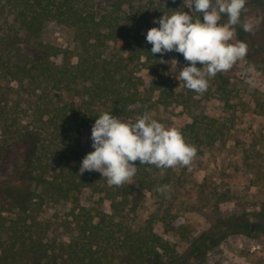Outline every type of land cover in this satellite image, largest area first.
Masks as SVG:
<instances>
[{
  "label": "trees",
  "instance_id": "obj_1",
  "mask_svg": "<svg viewBox=\"0 0 264 264\" xmlns=\"http://www.w3.org/2000/svg\"><path fill=\"white\" fill-rule=\"evenodd\" d=\"M183 1L0 0V172L13 157L6 179L0 174V205L10 207L8 216L0 211V264H204L231 234L264 236L262 204L256 224L232 216L191 237L178 224L180 183L171 168L138 160L137 173L121 186L96 171L80 175L89 153L83 131L104 112L135 121L157 107H181L187 117L179 131L195 156L227 142L226 125L198 114L193 96L176 91L167 75L170 55L181 54L154 56L146 40L159 27L153 21ZM49 23L73 31V49L39 41ZM165 185V192L157 190ZM147 194L155 207L142 219ZM60 204L71 205L62 224L67 239L39 219ZM158 225L187 248L179 251Z\"/></svg>",
  "mask_w": 264,
  "mask_h": 264
},
{
  "label": "rangeland",
  "instance_id": "obj_2",
  "mask_svg": "<svg viewBox=\"0 0 264 264\" xmlns=\"http://www.w3.org/2000/svg\"><path fill=\"white\" fill-rule=\"evenodd\" d=\"M241 20L250 22L252 30L244 32L238 25L239 34L234 27L231 43L243 41L248 49L246 56L230 70L219 72L220 76L206 77L208 88L204 93L186 88L184 81L176 78L179 70L189 64L182 54H172L167 61V75L176 91L191 94L197 113L219 120L228 131L225 144L206 148L188 166L171 168L180 183L175 193L178 224L188 228L191 237L210 228L218 219L232 216H243L250 225L256 224V214L264 204V75L255 67L264 68V0H246ZM222 22H227V18L223 17ZM39 41L64 49L74 47L73 31L55 23L46 25ZM23 48L28 50L26 45ZM172 60L178 61L177 69ZM197 67L203 65L197 63ZM144 74L147 79L151 77L148 72ZM150 116L178 130L187 117L181 107H157ZM92 127L83 131V145L88 152L94 151ZM12 162L13 157L6 160L4 172H0L2 180L6 179ZM88 199L85 194L82 202L89 204ZM154 207V198L147 194L141 201L139 216L145 219ZM9 208L0 205L5 216ZM70 208V204L50 205L39 219L52 225L54 236L67 239L62 224ZM157 231L177 243L179 251L187 248L179 237L165 233L162 226L158 225ZM204 264H264V236L231 234L207 255Z\"/></svg>",
  "mask_w": 264,
  "mask_h": 264
},
{
  "label": "clouds",
  "instance_id": "obj_3",
  "mask_svg": "<svg viewBox=\"0 0 264 264\" xmlns=\"http://www.w3.org/2000/svg\"><path fill=\"white\" fill-rule=\"evenodd\" d=\"M245 4L246 0H184L180 9L153 21L159 27L151 28L146 35L151 54H182L189 64L176 78L184 81L186 88L204 93L208 88L206 77L230 70L247 54L243 41L231 43L234 26L239 25L244 32L252 30L250 22L241 20ZM193 13L201 15L194 17ZM223 17L227 22L221 23ZM170 62L177 69L178 61ZM197 63L203 67H197ZM91 139L94 151L83 158L80 175L96 171L113 186H121L135 176L138 160L141 165L166 169L188 166L196 155L195 146L187 143L177 128L152 119L148 112L137 116L135 122L104 112L95 119ZM167 189L165 185L157 190L163 193Z\"/></svg>",
  "mask_w": 264,
  "mask_h": 264
}]
</instances>
